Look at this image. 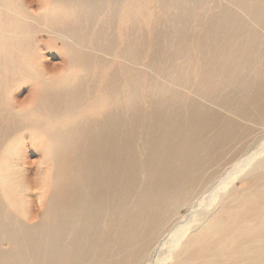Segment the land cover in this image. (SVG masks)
<instances>
[{
	"label": "bare ground",
	"instance_id": "6f19581e",
	"mask_svg": "<svg viewBox=\"0 0 264 264\" xmlns=\"http://www.w3.org/2000/svg\"><path fill=\"white\" fill-rule=\"evenodd\" d=\"M262 131L264 0H0V264H145ZM244 173L171 264H264V157Z\"/></svg>",
	"mask_w": 264,
	"mask_h": 264
},
{
	"label": "rangeland",
	"instance_id": "374dc122",
	"mask_svg": "<svg viewBox=\"0 0 264 264\" xmlns=\"http://www.w3.org/2000/svg\"><path fill=\"white\" fill-rule=\"evenodd\" d=\"M156 28L157 26L154 25V28L150 31L151 33L147 32L146 36L143 34L144 40H146L148 43L150 40V35L153 34ZM40 36H42L40 38V40L42 41L40 48L43 49L42 52L44 53L43 61L46 65H48L49 73L55 74L61 72L63 73H68L70 71L72 72L74 70V67L72 68V65L68 63H64V62L62 63L61 62L62 59L60 58V55L57 51L47 49L46 46L47 44L46 41L48 39L47 35L45 33H41ZM109 37L117 45V50H118L122 37L119 35V29L118 26L116 25V22L115 24H113L112 29H109ZM114 61L115 59L113 60V62ZM107 64H109V70H112L114 68V64H111L109 62ZM28 88L29 87L26 85H20L19 90H21V93L18 94L19 99L23 98L26 95ZM260 144L264 145V131H262V133L257 137L251 149L246 153L248 154L254 151L258 152V153L255 152L256 155L253 156L251 162L249 161L246 165L237 166L238 173L235 174L233 177L232 176L227 177L225 178L226 180H224V178L222 177H218L213 181V183L216 184L221 179H223L224 182L222 184L220 183L221 184L220 187L215 186L216 188H214L213 186L214 184L211 187L209 185L210 188L209 187L208 188L210 190L207 191L208 193L206 192L204 193L203 196L200 195L198 198L195 197L187 207H183L178 210L177 212L178 216L176 215V217L172 220V222L168 225V227L165 228L166 230H164L162 235L159 237V241L157 245H155L154 248L150 251L148 258L145 261V264H167V263L171 264L174 258L173 256L177 252L180 245L185 241V239L193 232H196L199 228L205 226V224L208 221L207 219L218 214L221 207L224 205L225 201L228 199L229 196L234 195L236 192H240L246 188L248 179L243 178L245 174L244 173L245 170L248 168L249 165L253 164L259 158L264 157V149L261 147ZM246 154H244V156ZM36 156H32V157L29 156L31 157L30 160L35 162L37 161V159L39 160L40 157L39 156L36 157ZM240 158L242 159L243 157ZM240 158H238L237 160H239ZM233 163L227 165L225 167L226 169H223V171H226L228 167L232 166ZM37 164L35 165L38 166ZM212 187L216 191L214 189H211ZM167 233L168 235H166Z\"/></svg>",
	"mask_w": 264,
	"mask_h": 264
}]
</instances>
